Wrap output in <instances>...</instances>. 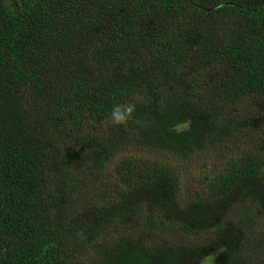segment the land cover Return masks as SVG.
<instances>
[{
	"label": "trees",
	"instance_id": "16d2710c",
	"mask_svg": "<svg viewBox=\"0 0 264 264\" xmlns=\"http://www.w3.org/2000/svg\"><path fill=\"white\" fill-rule=\"evenodd\" d=\"M221 243L264 251V0H0V264Z\"/></svg>",
	"mask_w": 264,
	"mask_h": 264
},
{
	"label": "rangeland",
	"instance_id": "374dc122",
	"mask_svg": "<svg viewBox=\"0 0 264 264\" xmlns=\"http://www.w3.org/2000/svg\"><path fill=\"white\" fill-rule=\"evenodd\" d=\"M186 127H187V124H181L177 127V129L182 130V129H185ZM206 153H207V156L205 158H207V159L205 160V162L207 161L208 166H210L216 160L217 153L216 152L213 153L212 155H210V157H209V153L208 152H206ZM182 160H183V158H182ZM184 160H185V157H184ZM194 162L200 163L201 162L200 157L198 159L194 160ZM218 163L221 164V162H218ZM182 164H184V162H182ZM195 167H197V169L191 172V174H193V175L198 174V172H200V169H201L200 167H198V165H195ZM184 176H186V174H184ZM247 189L250 190V188H247ZM181 191L184 192L182 189H181ZM244 193H245L246 197H248L251 194V191H245ZM180 200L182 202H186V201H188V197H186L185 194L182 193L180 195ZM175 239L176 238H174V242H175ZM225 248H226V244L221 243L214 250L205 252L196 261L191 260V261L186 262L185 264H214L216 258H218V256L222 253V251L225 250ZM239 252H241V251H239ZM263 253H264V251L261 253L249 251L248 253L247 252H243L242 254L238 253V255L240 254L241 257H243L246 260L250 259L249 261L252 264H262V263L264 264ZM90 257L93 258V252L88 248L87 253L84 255L85 264H90L91 261H90V259H88Z\"/></svg>",
	"mask_w": 264,
	"mask_h": 264
},
{
	"label": "clouds",
	"instance_id": "9594fccd",
	"mask_svg": "<svg viewBox=\"0 0 264 264\" xmlns=\"http://www.w3.org/2000/svg\"><path fill=\"white\" fill-rule=\"evenodd\" d=\"M113 117L117 123H121L126 120V115L122 114L119 110L113 112Z\"/></svg>",
	"mask_w": 264,
	"mask_h": 264
}]
</instances>
